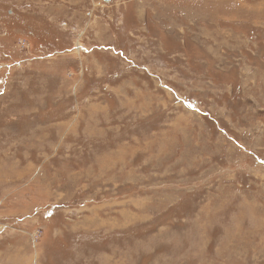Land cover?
I'll return each mask as SVG.
<instances>
[{
  "label": "rangeland",
  "instance_id": "rangeland-1",
  "mask_svg": "<svg viewBox=\"0 0 264 264\" xmlns=\"http://www.w3.org/2000/svg\"><path fill=\"white\" fill-rule=\"evenodd\" d=\"M0 264H264V0H0Z\"/></svg>",
  "mask_w": 264,
  "mask_h": 264
}]
</instances>
